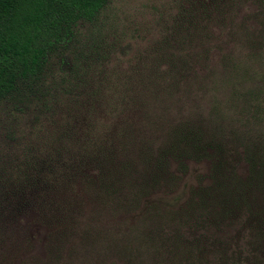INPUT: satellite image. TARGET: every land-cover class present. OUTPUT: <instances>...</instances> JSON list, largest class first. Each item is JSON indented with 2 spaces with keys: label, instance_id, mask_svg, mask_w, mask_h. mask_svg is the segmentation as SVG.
Masks as SVG:
<instances>
[{
  "label": "rangeland",
  "instance_id": "obj_1",
  "mask_svg": "<svg viewBox=\"0 0 264 264\" xmlns=\"http://www.w3.org/2000/svg\"><path fill=\"white\" fill-rule=\"evenodd\" d=\"M0 264H264V0H107L0 103Z\"/></svg>",
  "mask_w": 264,
  "mask_h": 264
},
{
  "label": "trees",
  "instance_id": "obj_2",
  "mask_svg": "<svg viewBox=\"0 0 264 264\" xmlns=\"http://www.w3.org/2000/svg\"><path fill=\"white\" fill-rule=\"evenodd\" d=\"M107 0H0V103L33 85L48 55Z\"/></svg>",
  "mask_w": 264,
  "mask_h": 264
}]
</instances>
